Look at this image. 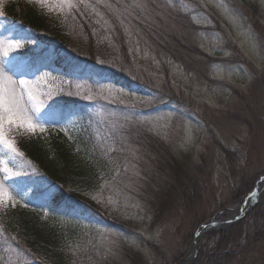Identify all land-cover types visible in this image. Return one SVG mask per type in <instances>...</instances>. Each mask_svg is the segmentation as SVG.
<instances>
[{
  "label": "rangeland",
  "instance_id": "1",
  "mask_svg": "<svg viewBox=\"0 0 264 264\" xmlns=\"http://www.w3.org/2000/svg\"><path fill=\"white\" fill-rule=\"evenodd\" d=\"M6 1L0 30L8 27ZM20 1L74 26L71 42L84 47L89 38L102 65L32 60L13 26L0 33V90L10 99L25 80L21 103L36 125L6 129L11 148L0 141V194L7 193L0 209H41L59 240L47 253L0 241V264H206L216 234L230 226L197 236L200 225L238 210L264 173V0ZM48 126L101 156L97 185L87 191L92 208L53 209L26 167L12 168L16 137ZM160 143L183 168L190 192L168 187ZM259 205L264 223V197L245 215ZM262 226L255 242L241 243L220 264H264Z\"/></svg>",
  "mask_w": 264,
  "mask_h": 264
},
{
  "label": "trees",
  "instance_id": "2",
  "mask_svg": "<svg viewBox=\"0 0 264 264\" xmlns=\"http://www.w3.org/2000/svg\"><path fill=\"white\" fill-rule=\"evenodd\" d=\"M2 12V18L7 19L8 27L1 29L0 33L13 26V33L25 37L20 41V49L24 54H31L32 60L51 58L53 63L60 64L61 67H68L70 61L75 63V67L85 64L100 65L97 63L96 47L89 38L84 47L73 44L70 36L74 26L64 24L55 17H47L33 3L7 0ZM81 24L82 29H85L83 31L91 37L87 22L83 21ZM103 67L112 76L126 77L114 68ZM30 68L32 70L34 66ZM84 70L78 73H85ZM67 106L69 104L64 105L66 108ZM150 144L153 146L156 143ZM88 145L84 142L75 145L66 131L57 126H48L37 134H19L16 137L15 159L11 166L16 170L26 167L38 186L49 192V202L53 209L59 207L70 209L71 206L92 208L93 202L87 191L97 185L98 173L96 174L94 166L102 163V159L99 153L94 152ZM159 149L164 154L161 153L157 162L159 170L168 174L166 182L170 185L168 187L179 193L190 192L191 185L183 180L184 170L176 161V157L162 143ZM247 189L240 188L241 194ZM261 216L262 206L259 205L238 223L223 232L215 233L217 237L215 252L206 256L204 262L220 264L228 261L239 250L241 243L255 242L258 230L264 225L259 221ZM51 221L43 216L39 208L7 203L0 209V241L4 246L47 253L48 250L58 248L59 242L58 226ZM198 260L202 258L199 257Z\"/></svg>",
  "mask_w": 264,
  "mask_h": 264
},
{
  "label": "snow or ice",
  "instance_id": "3",
  "mask_svg": "<svg viewBox=\"0 0 264 264\" xmlns=\"http://www.w3.org/2000/svg\"><path fill=\"white\" fill-rule=\"evenodd\" d=\"M43 2V0H40ZM20 91L16 96L10 99H5L3 91L0 90V141L7 143L11 148L12 142L5 139L6 129H11L13 126L16 127H27L28 129L34 130L36 125L31 122L28 118V109L26 104L21 103L24 99L25 90H27V83L25 80L21 79L19 81ZM28 99L35 100L32 92L27 91ZM91 99V97H88ZM7 193L0 194V203H2V196H6Z\"/></svg>",
  "mask_w": 264,
  "mask_h": 264
},
{
  "label": "water",
  "instance_id": "4",
  "mask_svg": "<svg viewBox=\"0 0 264 264\" xmlns=\"http://www.w3.org/2000/svg\"><path fill=\"white\" fill-rule=\"evenodd\" d=\"M263 179H264V173L259 177V181H262ZM259 181L256 183L254 190L250 192L248 196L244 199L242 206L238 208V210L232 212L235 213L232 219L223 218L219 220L216 219V217H213L210 221L203 222L200 225L196 235L201 236L204 232L210 230L213 231L218 226H221L223 229H225L228 226H230L232 223H235L240 218H242L254 205L259 203L260 197L258 191L260 190V185H261L259 184L260 183Z\"/></svg>",
  "mask_w": 264,
  "mask_h": 264
},
{
  "label": "bare ground",
  "instance_id": "5",
  "mask_svg": "<svg viewBox=\"0 0 264 264\" xmlns=\"http://www.w3.org/2000/svg\"><path fill=\"white\" fill-rule=\"evenodd\" d=\"M262 183V184H261ZM260 184H261V187H262V185L264 186V181L263 182H261ZM263 192V190L262 191H258V194H259V197H264V193H262ZM252 197V196H251ZM250 197V198H251ZM235 215V213H232V214H229L228 215V217L229 218H227V219H232L233 218V216ZM216 219H219L218 217H216ZM219 220H221V219H219ZM190 254H191V252L187 255V258H189L190 257ZM187 262L185 261L183 264H186Z\"/></svg>",
  "mask_w": 264,
  "mask_h": 264
}]
</instances>
